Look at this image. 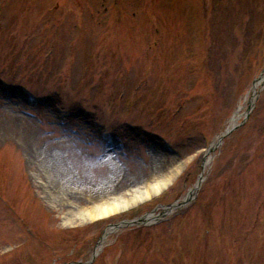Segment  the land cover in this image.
<instances>
[{"label":"rangeland","instance_id":"rangeland-1","mask_svg":"<svg viewBox=\"0 0 264 264\" xmlns=\"http://www.w3.org/2000/svg\"><path fill=\"white\" fill-rule=\"evenodd\" d=\"M263 79L264 0H0V264H264Z\"/></svg>","mask_w":264,"mask_h":264},{"label":"bare ground","instance_id":"bare-ground-1","mask_svg":"<svg viewBox=\"0 0 264 264\" xmlns=\"http://www.w3.org/2000/svg\"><path fill=\"white\" fill-rule=\"evenodd\" d=\"M256 86L257 85H255L253 87V90H256ZM239 117H241V115H240V110L238 109L235 112V114L233 115V117L231 119V122H230V124L228 125L227 128H230L231 126H233L238 121ZM48 156H49V160L47 161L48 166L52 165V168L54 167V170L57 172V174L60 177L65 178L66 176H68V174H67L68 173V170L66 169V167L63 164V162L61 161L62 158H60L59 156H55L54 157V155L51 154V153H49ZM210 162H211V159H207L206 160V162H205V168L210 164ZM115 168H116V166H113L112 167V171H114ZM167 177L168 176H166V179H167ZM166 179L165 178L164 179L161 178V180L155 182V184H152V186H151L152 187V190H157L158 188H162L163 187L162 185H164V182L166 181ZM106 188L107 187H105L103 189V192L105 191ZM145 191L146 192L144 193V196H148V194L150 193V190L149 189H146ZM139 196H141V194L135 196V198H138ZM95 202L96 201H94L93 205H91V207H88V208H86V207L85 208L79 207L78 210H77V212H76L75 218L77 217V215H80L81 216L82 214H85V213L88 216V219H95V218H98V217H105V216H108L109 214L117 211L119 208H121L120 207L121 205L123 207H125L126 204H127L126 202H124L122 200H119L118 198L116 199V197H114V200H110V201L99 202V203L98 202L95 203ZM150 218L153 219V216H150ZM69 219L72 220V218H69ZM80 220H81V217H80ZM112 230H114V229L109 228V229H107L105 231L104 235L101 236V242H105L106 241V238H107L108 233L111 232Z\"/></svg>","mask_w":264,"mask_h":264},{"label":"water","instance_id":"water-1","mask_svg":"<svg viewBox=\"0 0 264 264\" xmlns=\"http://www.w3.org/2000/svg\"><path fill=\"white\" fill-rule=\"evenodd\" d=\"M262 78H263V77H261V79H262ZM262 81H264V79H263ZM253 92H254V93H253L254 95H253L252 99L250 100L249 107H248V109H247V111H246V117L249 115L250 111L253 109V107H254V102H255V99H256V97H257V92H256V90H253ZM237 125H239V123L236 122L233 126H231L230 128H227V129L225 130V132L221 134V138H222L223 136L229 134L233 129L236 128ZM201 177H202V176H201ZM131 222H135V221H131Z\"/></svg>","mask_w":264,"mask_h":264}]
</instances>
